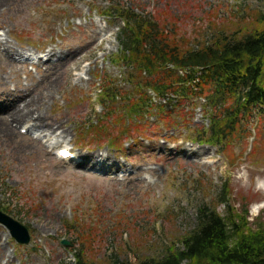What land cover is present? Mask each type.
<instances>
[{
	"label": "rangeland",
	"instance_id": "1",
	"mask_svg": "<svg viewBox=\"0 0 264 264\" xmlns=\"http://www.w3.org/2000/svg\"><path fill=\"white\" fill-rule=\"evenodd\" d=\"M6 1L0 6V40L20 54L8 60L0 47V105L45 94L38 110L63 127L54 134L31 129L29 139L23 132L27 123L18 126V134L0 135V209L27 225L32 236L29 245H20L0 223L5 252L0 264H76V216L97 226L91 264H112L115 256L136 261L161 255L194 229L200 205L224 212L219 195L226 183L232 208H248L253 228L264 220V115L252 116L238 136L211 145L191 139L209 123L203 97L181 100L147 91L162 111L147 112L133 127H139L136 132L118 139L113 105L97 99L101 77L126 92L135 80L126 63L116 60L124 23L115 13L103 15L116 6L149 15L187 49L210 41L220 27L228 34L253 29L264 0ZM91 35L101 44L94 54ZM52 48L74 53L62 61L49 59ZM53 64L60 80L45 91ZM122 106L121 99L114 104L119 113ZM99 119L110 124L108 133L90 128ZM126 119L129 125L133 118ZM254 143L259 150L250 155ZM62 147L73 148L77 160L61 159Z\"/></svg>",
	"mask_w": 264,
	"mask_h": 264
},
{
	"label": "trees",
	"instance_id": "2",
	"mask_svg": "<svg viewBox=\"0 0 264 264\" xmlns=\"http://www.w3.org/2000/svg\"><path fill=\"white\" fill-rule=\"evenodd\" d=\"M112 13L125 24L118 35L120 52L116 60L124 61L135 79L128 92L108 78L101 77L98 81L97 99L103 105H113V125L120 129L117 138L136 132L139 127L136 130L133 127L139 126L137 121L147 112L152 114L157 107L162 111L160 104L152 103L147 91L164 98L173 93L181 100L203 97L209 123L191 139L211 145L238 136L252 116L264 115V13L258 12L260 20L253 29L228 34L220 27L219 35L210 41L187 49L167 36L161 24L149 15L118 6L108 15L111 17ZM180 70L185 73L180 74ZM120 99L123 113L114 107ZM126 116L133 118L129 119V125ZM99 120L100 124L91 126L90 122L88 127L99 135L108 133L110 124ZM254 146L255 143L250 155ZM229 195L226 183L219 195L225 207L223 213L217 205L205 203L198 207L196 225L180 239L179 246L174 243L161 255H146L136 261L115 256L112 264H264V220L253 228L248 221V208L245 211L232 208ZM79 220L76 216L78 231L74 230L73 240L79 244V248H74L76 264H91L96 259L97 226ZM68 226L70 230L73 227Z\"/></svg>",
	"mask_w": 264,
	"mask_h": 264
},
{
	"label": "bare ground",
	"instance_id": "3",
	"mask_svg": "<svg viewBox=\"0 0 264 264\" xmlns=\"http://www.w3.org/2000/svg\"><path fill=\"white\" fill-rule=\"evenodd\" d=\"M6 0H0V6H6L5 3ZM7 2V1H6ZM91 42L90 47L93 50V54L95 51L100 48L101 44H97V36L91 35ZM0 47L5 52V56H7L9 60V56H12L14 58L17 55H19V49L15 47V45L11 44L9 41H3L0 40ZM19 53V54H18ZM74 52H69L65 50H58L56 48H52L48 53L47 56L49 59L52 57L59 58V60H65L67 56L73 55ZM79 59V58H78ZM13 60V59H12ZM47 62V61H46ZM51 64V63H50ZM55 67V72L49 76L51 78L50 81H48V87L45 89V91L48 90L51 83L54 84V82H58L60 79L58 77V72L60 71L58 64H53ZM52 76V77H51ZM55 78V80H53ZM52 94V92H51ZM5 95V93H4ZM48 98L47 95H31L29 99H24L22 104L21 103H15L14 100L10 102H6L0 105V135L4 137L12 136V134H18V126L23 124H30L29 130H28V136L29 139L31 136V129H37V130H43L50 132L51 134L56 133L59 127H63L62 123L59 122H49L48 119H46L45 115H43L38 108L41 107V105L44 104L45 100ZM25 127V126H24ZM26 138V137H25ZM87 156V155H86ZM5 256L4 248L0 246V258Z\"/></svg>",
	"mask_w": 264,
	"mask_h": 264
},
{
	"label": "water",
	"instance_id": "4",
	"mask_svg": "<svg viewBox=\"0 0 264 264\" xmlns=\"http://www.w3.org/2000/svg\"><path fill=\"white\" fill-rule=\"evenodd\" d=\"M0 221L9 229L13 237L21 244L30 243V233L28 228L20 222L13 219L11 216L0 212ZM62 243L66 246L70 245L69 241L63 240Z\"/></svg>",
	"mask_w": 264,
	"mask_h": 264
}]
</instances>
